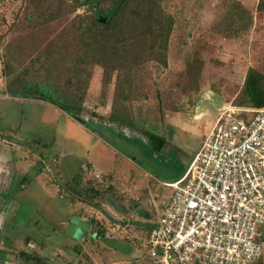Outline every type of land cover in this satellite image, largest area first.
Wrapping results in <instances>:
<instances>
[{
  "label": "rangeland",
  "instance_id": "rangeland-1",
  "mask_svg": "<svg viewBox=\"0 0 264 264\" xmlns=\"http://www.w3.org/2000/svg\"><path fill=\"white\" fill-rule=\"evenodd\" d=\"M152 1L145 25L169 26L167 43L150 49V37L139 54L102 26L95 36L87 4L0 0V151L15 164L0 189V258L147 264L163 182L182 175L249 69L264 85V0ZM74 213L88 223L80 239L67 233Z\"/></svg>",
  "mask_w": 264,
  "mask_h": 264
},
{
  "label": "built area",
  "instance_id": "built-area-1",
  "mask_svg": "<svg viewBox=\"0 0 264 264\" xmlns=\"http://www.w3.org/2000/svg\"><path fill=\"white\" fill-rule=\"evenodd\" d=\"M98 177V174H95ZM148 233V264H256L263 253L264 105L227 103Z\"/></svg>",
  "mask_w": 264,
  "mask_h": 264
},
{
  "label": "trees",
  "instance_id": "trees-1",
  "mask_svg": "<svg viewBox=\"0 0 264 264\" xmlns=\"http://www.w3.org/2000/svg\"><path fill=\"white\" fill-rule=\"evenodd\" d=\"M75 2L87 4L92 11L91 25L87 27L90 28L89 30L95 36H101L100 26L103 29L110 30L112 33H117L116 39L123 46L128 45L132 41L127 47L129 53L135 51L142 54L150 37L155 40L154 42H147L149 48L153 47L154 44L166 46L170 27H165L161 23L158 26L153 17L149 26L145 25V17L147 14H153V10L156 7L152 0H75ZM127 7L131 9L130 12L126 10ZM162 37L163 40L161 39ZM116 50L117 52L125 53V50L120 51L118 48ZM234 104L251 107L264 105V85L259 83L253 69L247 71L242 89ZM149 142L152 148L158 150L163 143V138L150 134ZM92 233L94 232L92 231Z\"/></svg>",
  "mask_w": 264,
  "mask_h": 264
},
{
  "label": "crops",
  "instance_id": "crops-1",
  "mask_svg": "<svg viewBox=\"0 0 264 264\" xmlns=\"http://www.w3.org/2000/svg\"><path fill=\"white\" fill-rule=\"evenodd\" d=\"M2 142L4 143V144H7V142H8V140H6V139H4V140H2ZM13 160H14V158H13V156H11L10 155V157H9V155L6 153V152H4V151H0V189H6L7 190V184H8V180H7V178L6 177H8L7 175H4V173H5V171H6V167H8V165H9V167H11L12 165H15L14 164V162H13ZM186 169V168H185ZM184 172V171H183ZM96 174H98V172L96 171L95 172ZM180 177V176H179ZM178 176L175 178V179H172V180H167V182L165 181V182H163V183H168V182H171V181H174V180H176V179H178L179 178ZM21 185H24V183L23 184H21ZM164 186L166 185V184H163ZM166 187H168V186H166ZM169 195H170V193H168L167 195H165V197H164V199H162V201H161V203L159 204V205H163L167 200H168V197H169ZM4 204V199H2L1 197H0V210H1V206ZM72 205L74 206H81V202L78 200L77 202H75V203H72ZM158 210L159 209H157V214H156V216H155V219H154V221L150 224V229H151V227L154 225V223L156 222V220H157V218H158ZM74 215L76 216V214L74 213ZM77 217V216H76ZM82 220V219H81ZM87 223V222H86ZM88 224V223H87ZM149 229V230H150ZM86 232V231H85ZM148 233H149V231H148ZM148 233H147V236L145 237L146 239H145V248H146V257H147V245H146V241H147V237H148ZM70 238H72L73 239V237L72 236H69ZM75 239V238H74ZM12 247V246H11ZM60 250L61 249H59V251L58 252H60ZM12 252V251H11ZM11 256L9 257L11 260H9L8 261V259L9 258H0V264H16V260L14 259V253H12V254H10ZM59 258H60V260H63V258L62 257H60L59 256ZM147 264H148V258H147Z\"/></svg>",
  "mask_w": 264,
  "mask_h": 264
},
{
  "label": "water",
  "instance_id": "water-1",
  "mask_svg": "<svg viewBox=\"0 0 264 264\" xmlns=\"http://www.w3.org/2000/svg\"><path fill=\"white\" fill-rule=\"evenodd\" d=\"M87 228L88 224L75 216L70 221L67 233L75 239H80L85 235Z\"/></svg>",
  "mask_w": 264,
  "mask_h": 264
}]
</instances>
